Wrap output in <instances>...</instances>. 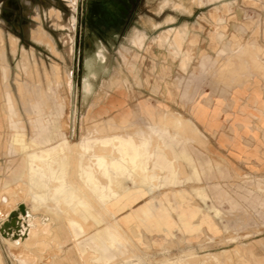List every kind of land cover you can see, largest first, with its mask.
<instances>
[{
  "label": "rangeland",
  "instance_id": "374dc122",
  "mask_svg": "<svg viewBox=\"0 0 264 264\" xmlns=\"http://www.w3.org/2000/svg\"><path fill=\"white\" fill-rule=\"evenodd\" d=\"M192 1L142 0L115 49L110 75L88 104L73 114L75 0H0L4 264H26L23 257L27 264H264V0H242L220 11L196 0L200 4L193 16ZM183 32L176 46L174 39ZM139 107L152 108L154 113H181L199 131L193 126L189 141L176 147L186 148L192 164L175 162L178 183L174 185L151 177L154 173L146 160L150 178L142 189H152L136 191L135 182L144 174L136 171V163L126 166V183L119 190L130 201L124 200L125 207L117 211L112 203L102 205L97 195L90 194L92 178L101 196L114 198L95 157L88 155L92 177L86 180L74 166L73 149L67 154L56 149L64 140L67 144L85 141L93 152L97 143H112L114 136L118 153L126 143L123 140L132 135L119 132L121 128L110 118L118 120ZM165 113L160 118L167 122L165 131L179 133L189 127L186 119ZM167 117L180 118L182 129H177L179 122L172 126L175 122ZM151 138V144H160ZM43 140L46 147L41 148ZM23 144L30 147L22 150ZM32 148L44 160L50 159L48 152L54 153L58 164V183L63 185L56 188L57 211L67 218L52 226L54 234L60 233L61 248L60 239L53 240L50 234L45 237H50V247L38 248L29 235V250L22 245L14 250L2 235L1 227L13 212L29 228L35 218L50 223L47 210L32 212V202L24 197V183L32 171L25 152ZM64 159L68 165H61ZM20 187L24 192L17 191ZM62 191H68V196H62ZM76 192L84 194L95 210L80 205L83 217L71 222L75 202L70 201ZM21 204L25 214L19 210ZM35 228L43 230V226ZM95 252L101 259L87 261Z\"/></svg>",
  "mask_w": 264,
  "mask_h": 264
},
{
  "label": "bare ground",
  "instance_id": "6f19581e",
  "mask_svg": "<svg viewBox=\"0 0 264 264\" xmlns=\"http://www.w3.org/2000/svg\"><path fill=\"white\" fill-rule=\"evenodd\" d=\"M166 114V113H165ZM171 114V113H170ZM168 114H166L167 116ZM169 116V115H168ZM178 117V116H176ZM174 117V118H176ZM173 118V119H174ZM181 118V117H180ZM178 118V119H180ZM167 119H171L172 118H168ZM176 120L174 119L172 123V126L176 125V123H178L180 120ZM122 120V119H120ZM166 120V119H165ZM123 121V120H122ZM182 121V120H181ZM169 122V123H170ZM164 123H167L166 121H164ZM163 123V124H164ZM183 123V122H182ZM165 125V124H164ZM168 125V124H167ZM171 126V124H170ZM179 127L175 126V128L177 127V129L179 128L180 130L182 128H180V122H179ZM183 126V125H182ZM123 127V126H122ZM182 131H184V129H182ZM120 132V131H119ZM181 132V131H180ZM115 133V132H114ZM141 134V133H140ZM142 135V134H141ZM164 135V134H163ZM140 136V135H139ZM109 137V136H108ZM146 137V136H145ZM113 140L112 143L110 142H100L97 143L94 147V151L90 152L88 145L85 141H81V142H74L71 144H67L66 140H64L59 147L56 150H59L61 153L67 154V152L71 149H73V151L75 152V154L77 156L74 157V166L76 168L80 169V173L83 176V178L86 179V177L90 178L91 174H90V163H89V159H88V155L89 156H94L97 164L99 165V172L108 179V184L105 186H111L113 189V194H112V200L110 201L109 199H106L104 196L100 195V192L97 190L96 185L94 183V180H92V178H90L91 180L89 181L90 183V194L93 195H97L98 196V200L100 201V203H102V205H106L108 203H112L117 211H121L124 207H125V203L124 200L126 202H129L130 199L128 197V195H125L124 192H122L121 190H119V187L121 185H124L126 183L123 175H124V171L126 170L125 167H129L131 165V163L133 164L134 162H132V160L129 157H125V155H129L132 153H129V151L125 148L120 149L118 153L121 154L122 150H123V154L124 157L122 156V154L119 157V154L117 153L116 150V145L118 143V140L116 138H114V136L112 137ZM151 137L150 138H145L143 144L141 145V147H139L137 153H135V155L137 156L136 158V171H140V176L143 173L144 175L142 176V179H140V181H138V186L140 185L142 188V184L146 181L145 179L150 178V176L152 177V175H154V177H156V173L154 171H152L154 174L150 175V172L147 171V167H145L144 164V159L146 157V152H148L150 150V147H152L154 144L151 141ZM143 140V137H142ZM160 149V144L156 143ZM118 146V145H117ZM123 146V145H122ZM138 146V145H137ZM30 146L23 144L20 146V148L22 150H26L28 149ZM66 147V148H65ZM118 148V147H117ZM157 148V147H156ZM65 149V150H64ZM119 149V148H118ZM132 150V149H131ZM130 150V151H131ZM55 152V151H54ZM155 153V152H154ZM57 154V153H56ZM48 157H50V159H43V157L39 154V152L36 151L35 148H32V152H25V157L28 161V164L31 165L32 167V171L30 178H28L27 183L25 182L24 184L26 185V192L24 194V197L26 196V199H30V201L32 202V208L30 209L32 212H37L40 208H44L47 210V213L50 214L49 216V224L43 227V230L41 231H37L35 226L37 225V223L39 222V219L35 218L32 222V224H34V226L30 227L25 224L23 221H20L18 219L14 220L13 222H11V226L6 225L5 223L2 225L1 229H2V235L4 236V240L5 242L8 244L9 248L14 249L16 247L19 246H23L25 248H27L29 250V246L32 245L31 240L29 239V235L30 237H32V239H35V244H37L38 248H42L45 249L48 246L50 247L51 242L48 241V239L51 237L53 240L56 239L58 240V238L60 239V242L58 243V247L61 248L62 245V239L60 237V233L57 231L54 234V226H52V222H57L60 221L63 218H67L66 215H64L63 213H60L59 211H57V201L58 198L56 196V188L59 186H62L63 183H58V177H57V166L58 164L53 160L54 159V153L52 152H48L47 153ZM64 155V154H63ZM62 155V156H63ZM66 157V156H65ZM72 157V156H71ZM61 158V157H60ZM59 158V159H60ZM150 158V157H149ZM148 158V159H149ZM152 158V157H151ZM158 160V159H157ZM156 161V160H155ZM92 162V161H91ZM150 162V161H149ZM60 163V162H58ZM73 163L71 165H73ZM156 163V162H155ZM69 161L68 159H64L61 162V165H68ZM158 164V162H157ZM154 165V164H153ZM73 166V167H74ZM158 166V165H157ZM34 167H37L38 170L40 172L36 173L34 170H36L37 168L34 169ZM149 167V166H148ZM72 168V167H71ZM156 169V168H155ZM74 170V169H73ZM153 170V169H152ZM92 171V170H91ZM60 172V171H59ZM79 172V171H78ZM93 172V171H92ZM128 172V171H127ZM98 173V172H97ZM146 173V174H145ZM74 174V173H73ZM79 174V173H78ZM150 175V176H149ZM100 176V174H99ZM98 176V177H99ZM139 176V177H140ZM26 177V176H25ZM29 177V176H28ZM92 177V176H91ZM97 179V178H96ZM75 180V179H74ZM87 180V179H86ZM24 182V181H23ZM154 182V181H153ZM152 182V183H153ZM156 182V181H155ZM162 182V181H161ZM136 183V182H135ZM73 184V183H72ZM78 184V183H77ZM103 184V183H102ZM156 184V183H154ZM150 185H152L150 183ZM70 186V185H69ZM74 186V184H73ZM104 186V187H105ZM153 186V185H152ZM61 188V187H60ZM69 188V187H68ZM72 188V187H70ZM63 189V188H62ZM66 189V188H65ZM150 190L152 189V187L149 188ZM70 190V189H69ZM68 190V191H69ZM142 190V189H141ZM17 191H23L24 192V188L20 187ZM59 191V190H58ZM60 192V194L62 196H68L67 192ZM137 191V190H136ZM22 192V193H23ZM71 192V191H70ZM11 193V192H9ZM17 194V193H16ZM15 194V195H16ZM21 194V193H20ZM58 194V193H57ZM71 194V193H70ZM104 194V193H103ZM10 195V194H9ZM16 197V196H15ZM25 199V198H24ZM62 199V198H61ZM5 202L6 200L8 201V199H4ZM12 200V199H11ZM10 200V201H11ZM67 200V199H66ZM95 201V200H94ZM24 202V201H23ZM22 202V203H23ZM71 203L75 202V206L73 207V211H72V218L70 219L71 222L73 221H80V219L83 217V215L81 214V211L79 210L80 205L84 206L88 205L91 207L92 210H95V207L93 204H91L90 200L88 198H86L84 196V194L78 193L76 192V195L74 197H72ZM13 204V203H12ZM62 204V202H61ZM63 205V204H62ZM68 206V205H67ZM63 208V207H62ZM70 209V208H69ZM111 209V208H110ZM10 211V209H9ZM9 211L7 213V215L9 214ZM69 211V210H68ZM12 212V211H11ZM10 212V213H11ZM110 212V211H109ZM111 214V213H110ZM69 215V214H68ZM66 216V217H65ZM166 216V215H165ZM69 217V216H68ZM71 217V216H70ZM152 218V217H151ZM67 220V219H66ZM109 220V219H108ZM152 220V219H150ZM9 223V222H8ZM41 224H45L41 222ZM148 224V223H147ZM149 225V224H148ZM13 227H14V233L13 232ZM86 227V226H85ZM35 228V229H32ZM118 228V227H117ZM32 229V230H31ZM109 229V228H108ZM31 230V231H30ZM30 231V232H29ZM53 231V232H52ZM118 233V232H117ZM52 235L49 238H45L47 235ZM12 236L13 240H10L8 237ZM134 236V235H133ZM136 236V235H135ZM118 239V238H117ZM134 239V238H133ZM124 240V239H123ZM58 242V241H56ZM53 243V242H52ZM110 245L111 243H113V241H109ZM54 244V243H53ZM19 249V248H18ZM15 250V249H14ZM20 250V249H19ZM24 250V249H22ZM21 250V251H22ZM63 250V249H62ZM13 251V250H12ZM25 251V250H24ZM63 252V251H62ZM27 253V251H26ZM98 252L95 253H91L89 255V258L86 259L89 262H93L96 260L101 259L102 255L97 254ZM21 254V253H20ZM23 254V253H22ZM30 256V255H29ZM26 260V264L28 263V260L26 257H23ZM84 260V259H83ZM29 261H30V257H29ZM85 261V260H84ZM86 262V261H85ZM87 263V262H86ZM0 264H4V260L0 251ZM31 264V263H30ZM168 264V263H167Z\"/></svg>",
  "mask_w": 264,
  "mask_h": 264
},
{
  "label": "flooded vegetation",
  "instance_id": "af4514ba",
  "mask_svg": "<svg viewBox=\"0 0 264 264\" xmlns=\"http://www.w3.org/2000/svg\"><path fill=\"white\" fill-rule=\"evenodd\" d=\"M141 1L75 0L70 75L73 114L88 104L110 75L115 49Z\"/></svg>",
  "mask_w": 264,
  "mask_h": 264
},
{
  "label": "crops",
  "instance_id": "0c3cea01",
  "mask_svg": "<svg viewBox=\"0 0 264 264\" xmlns=\"http://www.w3.org/2000/svg\"><path fill=\"white\" fill-rule=\"evenodd\" d=\"M241 1L242 0H201L202 4H205L208 7H211V9L217 8L219 11L221 8H224L225 5L239 4L241 3ZM199 4H200L199 1H196V0L192 1V5H191L192 16L194 15L193 13L195 11L194 9H197V10L199 9ZM178 34L179 36H177V39H174L176 46L178 45L180 41L179 39L182 40L183 36L185 35L184 32L178 33ZM184 66H185V62L182 63V67ZM165 112H169V113H172L173 115L180 116L186 119L189 122V127L185 131H182L179 133L173 129H170L169 131L168 130L165 131L166 125H164L160 119ZM136 113L139 114L138 118L134 117ZM130 116L132 118H130ZM110 119H112L115 124L119 125V127L121 128L120 132L128 133L132 135L131 137L127 135L129 140H123V144L126 142L123 145V148H126L129 151V153H132V154H129V158L134 163H136V159H137L136 158L137 156L135 155V153H137L139 147H141L145 138L155 137V139H159V143L161 146L160 149L158 145L155 143L152 147H150V150L146 152V157L144 159V163L147 160V163H149L151 169H153L152 171L156 173V177L159 179V182H161L162 181L161 179L164 178V181H162L163 184L174 185L178 183L177 168L175 166V162L177 160L182 159L188 164L190 165L192 164V160L189 154L187 153L186 148L183 147L180 150H176V147L181 143V141H183L184 143L189 141L190 135L194 131L193 126L195 127V130L197 131L199 130L194 125L191 119L184 117L181 113L171 112V111H160V112L154 113V110L152 108L139 107L132 114L125 113L118 120H115L113 118H110ZM120 119H122L123 121ZM41 132L48 133L50 132V130L42 129ZM142 137H143V140H142ZM44 141L45 140L41 142L42 143L41 145L39 144V147L40 146L41 148L46 147L45 146L46 142ZM162 172H164L166 175L160 176V173ZM137 182L134 185L135 187L133 188L137 189V191H141L142 188L140 185L138 186ZM142 190L149 191V189H142ZM46 225H47L46 223L41 224V222L39 221L36 226L39 229H41L42 226L44 227Z\"/></svg>",
  "mask_w": 264,
  "mask_h": 264
},
{
  "label": "water",
  "instance_id": "95a60500",
  "mask_svg": "<svg viewBox=\"0 0 264 264\" xmlns=\"http://www.w3.org/2000/svg\"><path fill=\"white\" fill-rule=\"evenodd\" d=\"M19 210H20V212H21L22 214H25V213H26V211H25V206H24L23 204L19 205ZM9 219H10L9 221L5 222V224H6V225H9V226H11V224H12L11 222H13L14 220H16V219L19 220V218H17V213H16V212L11 213ZM8 222H9V223H8ZM1 231H2V229H1Z\"/></svg>",
  "mask_w": 264,
  "mask_h": 264
}]
</instances>
